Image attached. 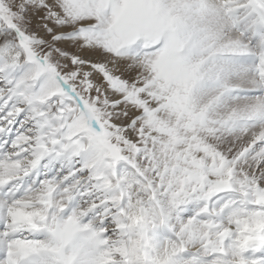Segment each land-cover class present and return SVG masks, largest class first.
<instances>
[{
	"label": "snow or ice",
	"instance_id": "snow-or-ice-1",
	"mask_svg": "<svg viewBox=\"0 0 264 264\" xmlns=\"http://www.w3.org/2000/svg\"><path fill=\"white\" fill-rule=\"evenodd\" d=\"M0 264H264V0H0Z\"/></svg>",
	"mask_w": 264,
	"mask_h": 264
}]
</instances>
